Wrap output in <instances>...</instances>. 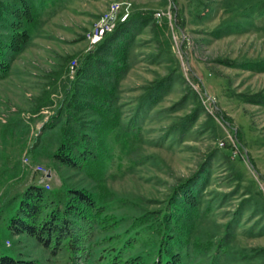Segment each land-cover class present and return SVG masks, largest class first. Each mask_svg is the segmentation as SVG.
Returning a JSON list of instances; mask_svg holds the SVG:
<instances>
[{
	"label": "rangeland",
	"instance_id": "374dc122",
	"mask_svg": "<svg viewBox=\"0 0 264 264\" xmlns=\"http://www.w3.org/2000/svg\"><path fill=\"white\" fill-rule=\"evenodd\" d=\"M113 2L130 3L129 15L150 23L130 48L119 84L122 125L107 138L112 159L95 184L51 158L63 118L51 130L43 127L94 48L87 39L93 24ZM261 7L264 0H58L41 11L0 80V258L70 264L66 248L54 255L9 229V203L44 179L46 190L81 189L104 199L103 229L92 231L81 264H106L118 245L126 264H153L158 237L144 226L127 233L144 220L159 223L180 189L195 181L198 212L180 263L264 264V16L255 12ZM165 78L144 110V99ZM131 122L140 128L135 140L124 136ZM219 243L225 250L214 258Z\"/></svg>",
	"mask_w": 264,
	"mask_h": 264
},
{
	"label": "trees",
	"instance_id": "16d2710c",
	"mask_svg": "<svg viewBox=\"0 0 264 264\" xmlns=\"http://www.w3.org/2000/svg\"><path fill=\"white\" fill-rule=\"evenodd\" d=\"M57 1L0 0V80L9 75L10 64L27 45L37 27L40 12L50 10ZM260 11L255 12L264 16V8ZM149 23V17L131 14L86 53L70 91L68 89L63 103L58 105L55 115L43 127V130H51L53 121L63 118L51 158L66 168L84 172L95 184L103 182L104 170L112 159L107 138L122 125L119 84L128 71L130 48L137 33ZM168 80L165 78L154 86L142 103L143 109L152 105L155 92ZM124 128L127 138L128 135H132L134 140L140 137V128L134 122ZM198 188L199 183L189 181L166 207L168 212H163L159 223L146 226L144 220L133 225L127 233L126 236L135 232L134 227L144 226L148 233L158 237L153 264H181V252L189 241V223L198 212ZM16 200L9 203V229L14 234L34 239L54 255L66 248L70 253V264H81L82 256L86 259L92 231L96 225L103 229L99 226V216L104 211V199L85 190L61 188L50 191L30 185ZM118 246L107 257L106 264L128 263V258L123 256L126 249L121 251ZM225 246L217 244L214 258L224 252ZM125 247L131 248L129 245ZM0 264L36 263L3 256Z\"/></svg>",
	"mask_w": 264,
	"mask_h": 264
},
{
	"label": "built area",
	"instance_id": "2783aa9c",
	"mask_svg": "<svg viewBox=\"0 0 264 264\" xmlns=\"http://www.w3.org/2000/svg\"><path fill=\"white\" fill-rule=\"evenodd\" d=\"M131 4L130 3H119L113 2L111 3L107 10L97 19V21L93 24L92 29L88 33L87 39L89 42V46L93 47L100 43L103 37L106 34L112 33L118 23L125 22L130 14ZM76 69V62L74 61L70 65V73L74 74ZM38 171L43 172L45 176V170L43 167L39 166ZM45 188L49 189L47 183H45L44 179L38 182Z\"/></svg>",
	"mask_w": 264,
	"mask_h": 264
}]
</instances>
